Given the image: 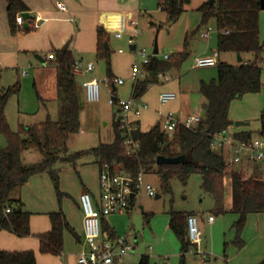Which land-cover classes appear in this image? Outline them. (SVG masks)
<instances>
[{"label": "rangeland", "instance_id": "rangeland-1", "mask_svg": "<svg viewBox=\"0 0 264 264\" xmlns=\"http://www.w3.org/2000/svg\"><path fill=\"white\" fill-rule=\"evenodd\" d=\"M208 0H190L184 4L185 10L177 21L171 23L168 13L161 9L160 0H118L120 11L125 13L129 20V28L123 32V37L116 39L115 31L109 32L111 69L125 79V84L119 86V97L128 99L133 91V79L127 75L132 63L138 59L137 51L145 49L148 54L156 55L159 60L172 62L183 50L190 53L179 66H173L166 72L175 79L169 82L152 83L148 90L141 96L150 106H160L158 97L164 84L180 88L178 99L186 96L190 102V114H200L203 118L205 110L204 97L200 93V81L211 80L218 75V67H196L197 57L205 50H218V28L212 17L207 23L203 22L201 7ZM104 10H102L103 12ZM111 13V12H110ZM115 13V12H114ZM136 20L141 28V33L133 38L135 29L131 20ZM261 40L264 43V10L260 21ZM210 32V37H204L205 32ZM122 39V40H121ZM157 40L158 53L154 54ZM135 44L136 50H131L130 45ZM122 49V52H120ZM168 55L169 58H165ZM264 55V53H263ZM222 60L237 62L234 52H220ZM86 63L95 64L94 76L99 81L107 77L108 65L106 59L98 56L87 58ZM59 67V66H58ZM36 68H43L41 63L33 57L32 62L27 61L21 67H2V87L19 84L18 94H13L6 106V118L13 130L20 126L28 127L40 123L48 118L65 121L68 112V99L63 87L58 83L57 90L51 84L52 74L49 70L40 71L38 81L35 82ZM30 72V76L22 75V71ZM60 78V69L58 68ZM58 78V80H59ZM176 90V89H171ZM260 93V92H259ZM79 101L82 105L80 111V132L69 141L68 151L63 156H69L79 151H86L98 146L100 143H112L115 140V113L117 107L109 102V93L102 87L99 102L87 101L83 90L77 88ZM258 94V93H248ZM246 94V95H248ZM245 95V96H246ZM235 100L230 112L233 120L231 131L238 127L235 122L242 120L248 122V127L254 131L260 129L261 107L248 97ZM185 97V98H186ZM177 99V100H178ZM176 100V101H177ZM175 101V102H176ZM264 101V100H263ZM174 102V103H175ZM167 109L168 107H162ZM247 115V118H240ZM244 117V116H243ZM7 145L6 136L0 131V148ZM23 162L26 164H39L44 155L42 152L30 148L23 153ZM55 168L60 171L61 197L55 189L52 179L41 173L32 175L23 186L15 187L11 193L12 198L21 197L25 208L32 211V224L43 227L49 224L48 211L62 209L64 212H73L77 209L80 194L84 190L99 193V165L93 154H85L73 163L58 160ZM245 168L248 172L252 169ZM145 180L150 183L155 195H149L142 190L132 209L124 213L111 214L109 225L114 228L118 236L128 234V240L133 246L130 255L125 258L126 264H137L140 255H149L153 264H179L180 242L169 226L171 211L194 213L200 217L202 229L201 241L187 253V264H260L264 259V213H250L240 238L236 223L239 214L230 211L232 203V188L229 178L226 180L225 207L227 212L217 213L215 198L202 189L203 177L200 173L190 174L186 180L174 176L170 180L171 190L164 188L156 168L146 171ZM160 194V197H156ZM143 206V209L141 208ZM145 213L151 214L149 222ZM214 216L213 222L209 217ZM0 243L9 246L8 240L1 239Z\"/></svg>", "mask_w": 264, "mask_h": 264}, {"label": "trees", "instance_id": "trees-1", "mask_svg": "<svg viewBox=\"0 0 264 264\" xmlns=\"http://www.w3.org/2000/svg\"><path fill=\"white\" fill-rule=\"evenodd\" d=\"M8 15L12 32L18 29L16 16L28 10L23 0H7ZM190 0H160L161 9L168 13L171 23L178 20L185 10L184 4ZM262 0H216L214 5L208 3L201 7L203 22L214 18L218 28L217 49L220 52L254 53L256 57L264 51V43L260 37V13ZM182 3V4H181ZM98 56L106 59L107 75L113 81L111 69V52L106 47L109 32L98 26ZM188 50L180 52L172 62L159 60L156 55L151 57L146 65V78L134 83V94L143 95L148 86L159 82V75L165 73L180 63L189 55ZM54 62L60 69L59 83L68 99V112L65 121L46 119L28 127L20 126L13 130L6 118V106L13 94H18L20 86H1L0 73V131L7 138V145L0 148V227L18 237L32 235L31 213L24 209L21 198H12L15 187L23 186L36 173H47L52 179L58 196L61 197L59 169L55 163L63 161L73 163L75 159L85 154H93L99 168L104 163L121 164V167L138 174L156 168L165 190L170 191V180L174 176L186 178L192 173H200L203 177L202 189L212 195L216 201V211L227 212L225 207L226 180L232 188V203L230 211L239 214L236 223L239 244H242L240 234L245 226L247 215L264 213V178L262 171L249 173L245 168L226 170L225 156L222 150L212 148L213 135L223 129L230 128L234 123L230 118V107L235 100L243 98L248 93H259L262 88V68L256 61L237 65L220 62L218 75L209 81L202 80L200 93L205 102V116L193 128L179 125L169 133L162 121L156 122L148 130H142L140 121L134 120L133 138L140 142V148L134 154H127L124 136L120 124L115 120V140L112 143H100L86 151H79L69 156H63L68 151L70 138L80 131V111L82 105L76 91L73 75L75 57L72 51L61 49L56 52ZM261 122L258 131H236L237 140H251L254 136L264 137V108L260 113ZM34 148L43 153V160L37 164L23 162L25 150ZM159 155L176 157L185 155V160L177 164L157 165ZM135 200L133 199V203ZM10 210L7 212V209ZM193 213L171 211L169 226L180 242V262L187 264V253L196 246L188 234V217ZM149 222L151 214L145 213ZM51 229L38 234L40 252L60 255L64 251V231L70 230L77 237L62 209L49 213ZM103 230L110 238H117L114 228L107 223ZM0 264H39L33 250L0 249ZM138 264H151L149 255H142ZM260 264H264V259Z\"/></svg>", "mask_w": 264, "mask_h": 264}, {"label": "crops", "instance_id": "crops-1", "mask_svg": "<svg viewBox=\"0 0 264 264\" xmlns=\"http://www.w3.org/2000/svg\"><path fill=\"white\" fill-rule=\"evenodd\" d=\"M23 1L27 5L28 7L27 11L30 12V14H32V17L29 18L27 21H24L22 26L17 23L18 29L14 33L11 30V26L9 22L8 1L0 0V70L2 67H9V68L21 67L27 61L32 62L33 57H35L43 67L42 69L36 68L37 69L36 76L34 77L35 82L38 81L41 70L42 71L44 69L49 70L52 74V78H54L55 76V79L51 81V84L54 86L55 91L57 90L59 83L58 80L59 75L57 73L59 67L58 64L54 62L55 58L54 59L48 58V54L56 55V52L58 50L68 49L73 52L75 61H79L82 66H86L89 62L86 63L85 60L87 58H93L98 53L97 52L98 26L100 25L103 26L111 34L113 33L114 30L115 33L113 34L115 35L114 37H116L117 40L123 37V32L130 26L129 20L126 19L125 13L120 11V7H118L117 4L118 0H63L67 5V10L65 11L61 10L58 7V3H57L58 0H23ZM102 10L104 11L102 12ZM263 10L264 9L261 10V13ZM261 13H260V21H261ZM133 20H131L130 24L131 26L134 27V25L132 24ZM25 23L28 24L27 27L24 26ZM260 34H261V30H260ZM209 37H210V32H209ZM217 42H218V35H217ZM107 44H108L107 48L110 49L109 40ZM215 47H217V44L215 45ZM120 52H122V49H120ZM211 53H212L211 49L200 52V54L202 55H209ZM263 53L264 51L259 55V57H256L255 54L251 52L241 53V56L243 58V61L241 62L248 63L257 60V62L262 68V88L260 93L248 94L245 96L248 97V100L250 99L254 100L258 104V106L261 107V109L264 108ZM234 54L237 53L234 52ZM37 56L41 57L42 60L44 61L39 59ZM220 62H225L233 65H237L241 63L239 62L238 58H237V62H232V61L222 60L221 56L219 57V63ZM94 70H95V64H94V69L90 72L84 70L80 72H73L75 84H76V91L77 88L79 90H83L85 97H86V93H85V88L83 86V82L85 80L96 78L94 76ZM24 71H22V75L24 76L31 75L29 71H26L27 73L24 74L23 73ZM112 73L114 75V78L120 77L113 70ZM130 73H131V67L130 70L127 71V75L130 76ZM169 76H170L169 81H173L175 79L172 75L169 74ZM124 84H125V79L123 83L114 84L113 81L109 80L107 75V77L104 78L103 81H101V89L102 87H104L109 93V96H111V93H114L116 96L119 97V86ZM132 85H133L132 86L133 91L131 92V94H133L134 92V83ZM165 87L176 89L172 91L177 93V98L170 101L166 105H162L158 97V102L160 106L168 107V110H173L175 112V115L179 119H184L186 116L190 114L188 112L191 106L190 100L186 96H182L181 98L178 99L179 94L177 92V89L180 91V88L177 87L174 88V86L168 84H164V88ZM171 89H165L164 91H170ZM162 92H160V94ZM162 107L159 108V106H150V108L145 110L140 117L138 118L133 117V119L140 121V127L142 130H148L156 122L163 121L162 114L166 112L167 109L165 110ZM230 118L232 119L231 112H230ZM240 118H247V115H242V117ZM115 120H116V113H115ZM248 125L249 123L247 125L239 126L236 131L252 130L248 127ZM260 126H261V122H260ZM64 162L68 163L66 161ZM254 171H258V172L262 171V165L256 166ZM41 174L48 175L45 172ZM88 191H90L93 194V197L97 203L100 194V186H99V193L97 194H95L91 190ZM24 209L31 213L30 224H31L32 235L26 237H18L7 230L1 229L0 227V238L8 240V243L11 244L9 246H5L0 243V249L17 250V251L33 250L36 254V259L39 264H78V255L83 250L88 249V245L85 241V234H84V225H83L84 214L81 209L80 202L77 204V209H75V211L65 212V215L70 225L73 227L74 231L76 232L77 237L74 236V234L68 229L64 231V251L60 255L44 254L40 252V239L38 237V234L48 232L51 229L50 219L48 225H44L43 227H35L32 224L33 212L25 208V203H24ZM50 212L52 211L47 212L48 218ZM109 216L110 215L104 216L102 218V227L104 223H107L109 225V219H108ZM142 255H140V257ZM151 264H153L152 258H151Z\"/></svg>", "mask_w": 264, "mask_h": 264}, {"label": "built area", "instance_id": "built-area-1", "mask_svg": "<svg viewBox=\"0 0 264 264\" xmlns=\"http://www.w3.org/2000/svg\"><path fill=\"white\" fill-rule=\"evenodd\" d=\"M58 7L65 11L67 5L63 0H58ZM25 19L22 13L16 16V22L23 25ZM135 33L133 38L141 33V28L136 20L132 21ZM204 37H209V32L204 33ZM137 48V47H136ZM136 50V49H135ZM138 59L132 63L130 77L134 83L146 78L148 71L146 65L150 62L152 55L148 54L145 49L137 51ZM220 51L213 50L209 55L197 57L196 67H214L219 64ZM48 58L54 59L55 54H48ZM165 58H169L165 55ZM94 63L89 62L82 66L79 61H75L73 72L92 71ZM26 74V70L23 72ZM170 76L168 73L159 75V82H168ZM124 78L116 77L113 83H123ZM86 98L89 102H98L101 99V81L94 79L83 82ZM177 98L174 91H163L160 96L162 105L168 104ZM109 102L112 106L117 107L116 121L120 124L124 136V145L127 154H134L140 148V142L133 138V117L138 118L142 113L150 108L147 101L141 98V95L133 94L128 98H121L111 93ZM163 127L171 133L179 125L188 128L195 127L202 117L200 114H189L184 119H179L173 110H167L163 114ZM230 128L223 129L213 135L212 148L222 150L225 156L226 170L231 171L235 168L247 167L254 169L262 165L261 176L264 178V137L256 135L251 140H237ZM99 185L100 194L97 203L93 194L86 190L80 195L79 202L84 214L83 225L85 241L88 245L87 250H83L78 255V264H126L125 258L133 249L128 240V234L118 236L115 239L110 238L109 234L102 229V218L114 213H124L133 208L137 198L141 195L142 190H146L149 195H155L153 186L145 180L144 171L138 174L121 167V164L104 163L99 168ZM132 195H134L132 197ZM133 199L135 202L133 203ZM10 208L7 209V212ZM214 216L209 217V222H213ZM188 234L190 240L198 244L201 241L202 229L200 228V219L196 214L188 217ZM192 249V248H191ZM190 249V250H191Z\"/></svg>", "mask_w": 264, "mask_h": 264}, {"label": "water", "instance_id": "water-1", "mask_svg": "<svg viewBox=\"0 0 264 264\" xmlns=\"http://www.w3.org/2000/svg\"><path fill=\"white\" fill-rule=\"evenodd\" d=\"M216 0H208V4L210 5H214ZM182 4V3H181ZM261 9H264V0L261 1ZM22 15L24 16L25 21H27L29 18L32 17V14H30V12L25 11L22 12ZM25 27L28 26L27 23H25L24 25ZM106 47H108V44L106 43ZM131 50H135L136 49V45L135 44H131L130 45ZM158 53V44H157V40L155 42V48H154V54ZM238 56V60L239 62L243 61V58L241 56V53H237ZM39 59L42 60L41 57L37 56ZM44 61V60H42ZM236 126H243V125H247L248 122L242 121V120H238L235 122ZM185 160V155H180V156H176V157H168V156H164V155H159L156 159V163L157 165H165V164H177L180 163L182 161ZM134 195H132L133 197ZM156 197H160V194H156ZM141 208L143 209V206H141Z\"/></svg>", "mask_w": 264, "mask_h": 264}]
</instances>
